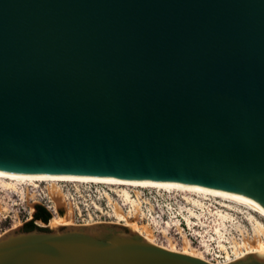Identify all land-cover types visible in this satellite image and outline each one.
<instances>
[{
  "label": "water",
  "instance_id": "obj_1",
  "mask_svg": "<svg viewBox=\"0 0 264 264\" xmlns=\"http://www.w3.org/2000/svg\"><path fill=\"white\" fill-rule=\"evenodd\" d=\"M0 170L195 185L264 209V0H0ZM0 264L211 263L119 224L27 222L0 236Z\"/></svg>",
  "mask_w": 264,
  "mask_h": 264
},
{
  "label": "rangeland",
  "instance_id": "obj_2",
  "mask_svg": "<svg viewBox=\"0 0 264 264\" xmlns=\"http://www.w3.org/2000/svg\"><path fill=\"white\" fill-rule=\"evenodd\" d=\"M75 184H87L86 187L90 184V190L75 193L71 190ZM17 185V192H10L4 183H0V236L31 221L34 206L43 202L44 195L49 192L54 199L57 215L50 213L52 220L46 224L35 222L42 228L59 226L55 222L62 224L59 227L94 223L123 225L126 222L119 220L125 217L127 222L146 226L159 246L189 247L203 257V248H208L213 254H218L220 250H232L233 257H228L227 262L239 252L264 244V235L255 220L264 223V217L253 212L255 219H250L248 213L252 211L235 204H232L233 208L224 207L221 199L213 196L86 180L42 182L18 179ZM67 188L70 194L66 193ZM121 188L129 190L134 202L124 199L119 192ZM183 220H186V224Z\"/></svg>",
  "mask_w": 264,
  "mask_h": 264
},
{
  "label": "bare ground",
  "instance_id": "obj_3",
  "mask_svg": "<svg viewBox=\"0 0 264 264\" xmlns=\"http://www.w3.org/2000/svg\"><path fill=\"white\" fill-rule=\"evenodd\" d=\"M18 179H25V180H31V181H42V182H48L51 180L53 181L54 180H75V181L86 180V181H98L101 183H109V184H121V185H133V186L135 185L139 187H156V188L184 190V191H187L188 194H191V195H193L194 193L195 194L198 193V194H204L207 196H213L216 199H221V202L223 203L224 207L233 208L234 206L232 204H235L237 206H243L245 209L252 211L251 213L250 212L248 213L250 216L249 217L250 219H255V217L252 215L253 212H256L260 214L262 217H264V209L251 199L244 198V197H241V196H238L232 193H228V192L195 186V185H188V184H181V183H174V182L123 180V179H116V178H104V177H93V176L24 174V173H15V172L0 170V183H4L5 188L10 192H17V186H18L17 180ZM119 192L121 193V195L124 197L126 201L134 202V199L132 198L127 188H123V189L121 188V191ZM20 194L23 196L22 192H20ZM189 200L191 201L192 198L189 197ZM0 202L2 201L0 200ZM126 220L127 219L125 217H120V220H119L120 222H126L122 226L130 228L134 232H137L139 235H141L149 243L157 245L152 239L150 230H148L146 226H139L136 223L127 222ZM255 220L257 223V227L264 235V223L260 221L259 219H255ZM55 223L58 224L59 226L62 225L60 222H55ZM85 225H90V224H85ZM159 247L172 251V252L189 255V256L206 261L205 258L193 248L185 247L184 249H178L173 245H164V246H159ZM263 251H264V244H261L257 247H252L250 249H247L244 252H239L235 258L229 259L227 263L233 262L234 260L241 259L247 255L260 253ZM206 262L209 263V261H206Z\"/></svg>",
  "mask_w": 264,
  "mask_h": 264
},
{
  "label": "built area",
  "instance_id": "obj_4",
  "mask_svg": "<svg viewBox=\"0 0 264 264\" xmlns=\"http://www.w3.org/2000/svg\"><path fill=\"white\" fill-rule=\"evenodd\" d=\"M84 184V186L82 184H75L73 185V188H71V190L75 193H80V192H84L86 190H90V184L88 185V187H86ZM69 188L66 189V193H69ZM61 191H63L61 189ZM162 195V194H161ZM64 196V195H63ZM45 200L43 202H39L38 204L40 206H42L43 208H45L49 213L53 214V215H57V208L54 209L55 203H54V199L52 198V195H50L49 192H47V194L44 195ZM54 209V210H53ZM184 223L186 224V220H183ZM203 255L204 258L209 261V263L211 264H225L227 262L228 257H233V252L232 250H226V251H222L220 250V252L218 254H213L211 252H209L208 248H203Z\"/></svg>",
  "mask_w": 264,
  "mask_h": 264
},
{
  "label": "trees",
  "instance_id": "obj_5",
  "mask_svg": "<svg viewBox=\"0 0 264 264\" xmlns=\"http://www.w3.org/2000/svg\"><path fill=\"white\" fill-rule=\"evenodd\" d=\"M50 219H51V214L45 208H43L40 205H35L32 220L27 221V222H31L34 226H36L38 228H42V227L37 226L35 224V222L40 221V222H43L46 224L49 222ZM27 222H25V223H27ZM42 229H46V228H42Z\"/></svg>",
  "mask_w": 264,
  "mask_h": 264
}]
</instances>
